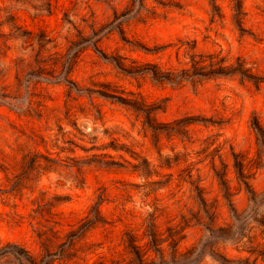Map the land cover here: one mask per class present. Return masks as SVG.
<instances>
[{
  "label": "rangeland",
  "instance_id": "374dc122",
  "mask_svg": "<svg viewBox=\"0 0 264 264\" xmlns=\"http://www.w3.org/2000/svg\"><path fill=\"white\" fill-rule=\"evenodd\" d=\"M0 264H264V0H0Z\"/></svg>",
  "mask_w": 264,
  "mask_h": 264
}]
</instances>
